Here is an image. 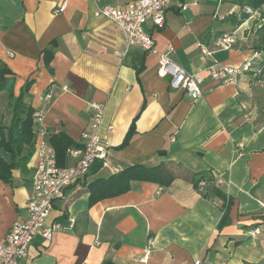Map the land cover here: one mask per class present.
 <instances>
[{"label":"crops","instance_id":"crops-1","mask_svg":"<svg viewBox=\"0 0 264 264\" xmlns=\"http://www.w3.org/2000/svg\"><path fill=\"white\" fill-rule=\"evenodd\" d=\"M132 1L0 0V63L12 73L15 96L33 82L26 102L43 113L34 119L35 148L64 134L83 145L91 102L104 106L98 134L111 145L106 160L54 204L47 226L60 230L49 243L37 235L25 264H264V84L251 72L235 85L208 79L193 100L157 74L158 54L169 47L172 61L189 73L214 62L238 66L255 53L256 63L264 61V20L249 16L235 26L231 17L243 10L224 0H172L161 26L146 25L158 54L133 47L121 58L124 34L95 13ZM227 33L237 37L230 50L202 53L200 44L213 49ZM48 89L54 98L47 105ZM7 94L0 92L3 126L12 119ZM131 128L134 136L123 145ZM0 157L10 160L2 149ZM137 164L166 165L176 179L170 187L133 182L129 192L90 206L89 184ZM35 166L34 155L25 172L0 181V243L26 214ZM205 171L233 201L222 229L223 200L193 185ZM150 239V259L141 263Z\"/></svg>","mask_w":264,"mask_h":264},{"label":"built area","instance_id":"built-area-1","mask_svg":"<svg viewBox=\"0 0 264 264\" xmlns=\"http://www.w3.org/2000/svg\"><path fill=\"white\" fill-rule=\"evenodd\" d=\"M172 4V0H133L121 6H105L95 13L97 17H105L111 21L125 37V50L117 52L121 58H125L130 49L139 48L145 53H157L153 36L147 31L146 25L152 23L161 26L165 21L166 11ZM188 5H183L182 10H187ZM245 12L251 17H257L258 13L250 8ZM237 41L234 33L226 34L213 41V49L200 44L202 53L205 56H212L213 53L230 50ZM174 51L169 47L166 52L158 54L157 74L161 79H167L170 87L175 90L184 91L193 100L199 99L204 92L205 82L209 79L218 84H237L247 73H253L264 84V61L256 63L258 53L245 63L232 66L219 62L209 65L205 71L189 73L177 66L171 59L170 54ZM54 95L52 91L45 94V101L50 104ZM91 112V132L82 133L84 141L80 149L68 150L70 163L66 167L58 165L55 150L46 140H42L36 146V166L32 179V190L28 198L26 214L20 221L15 222L8 234L0 243V264H25L28 260L29 250L34 238L41 233L45 242L52 241L54 233L60 230L57 225L47 226V220L53 211L54 204L62 200L67 188L80 179H83L90 171L93 164L98 161H105L111 147L110 142L103 140L98 130L104 116V106L101 103H89ZM42 112L34 115L35 120L42 117ZM42 135L45 133L40 131ZM242 147V145H240ZM199 191H206L207 183L201 181ZM73 226V221H72ZM260 231L250 232L255 238ZM152 240H149V248L139 258L141 263H147L151 256ZM194 264H205L200 260Z\"/></svg>","mask_w":264,"mask_h":264},{"label":"trees","instance_id":"trees-1","mask_svg":"<svg viewBox=\"0 0 264 264\" xmlns=\"http://www.w3.org/2000/svg\"><path fill=\"white\" fill-rule=\"evenodd\" d=\"M234 6L240 7L242 10L250 8L254 11H260L264 20V0H224ZM249 14L242 12L241 17L233 16L231 20L235 26H240L248 18ZM262 28H264V23ZM46 51V50H45ZM45 61L48 63L53 57L51 50L47 49L44 52ZM141 70L137 71L139 76ZM11 71L0 63V92L6 90L9 95L8 104L11 109L12 119L9 126L0 125V149L6 152L10 156V160L6 161L0 157V181L4 183H10L13 178V171L21 170L25 172L27 165L36 153L34 144L35 135L38 128L34 122V115L36 111L26 102V97L30 92L32 81H27L21 89V93L15 96L12 85L8 88V83L13 80ZM50 89L47 90V92ZM134 136L133 128L130 129L126 140L123 145L130 142ZM50 146L53 147L57 157V163L60 167L67 166V154L70 149H80L82 144H77L70 138L64 135L52 136L49 139ZM122 145V146H123ZM194 180L195 187H199L201 181L207 183L206 196L208 198L218 196L223 202V218L219 225V229L230 224V212L233 201L231 198H227L223 195L216 186L213 184V180L210 179L208 172H201L195 175ZM176 177L169 170L166 165H161L153 168H145L140 164L129 167L122 172L113 175L107 179H98L88 185L90 194V206L96 204L104 199L113 198L125 194L131 190L133 182H152L160 185L161 187H170Z\"/></svg>","mask_w":264,"mask_h":264},{"label":"rangeland","instance_id":"rangeland-1","mask_svg":"<svg viewBox=\"0 0 264 264\" xmlns=\"http://www.w3.org/2000/svg\"><path fill=\"white\" fill-rule=\"evenodd\" d=\"M254 11V10H253ZM243 12H245V9L243 10ZM258 14L257 18H262V13L260 11H256Z\"/></svg>","mask_w":264,"mask_h":264},{"label":"water","instance_id":"water-1","mask_svg":"<svg viewBox=\"0 0 264 264\" xmlns=\"http://www.w3.org/2000/svg\"><path fill=\"white\" fill-rule=\"evenodd\" d=\"M13 82H14L13 80H10V81H9V83H8V88H11V87H12Z\"/></svg>","mask_w":264,"mask_h":264}]
</instances>
